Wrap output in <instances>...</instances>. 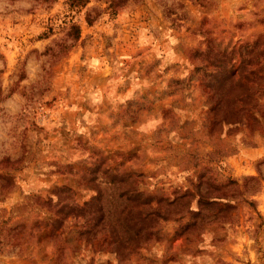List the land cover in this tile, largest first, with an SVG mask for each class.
<instances>
[{
    "label": "rangeland",
    "instance_id": "1",
    "mask_svg": "<svg viewBox=\"0 0 264 264\" xmlns=\"http://www.w3.org/2000/svg\"><path fill=\"white\" fill-rule=\"evenodd\" d=\"M68 1L0 0V226L40 222L36 195L112 198L119 181L162 214L131 246L87 215L57 222L60 246L0 234V264H264V118H214L207 95L214 58L237 67L264 40V0ZM197 185L222 197L201 204Z\"/></svg>",
    "mask_w": 264,
    "mask_h": 264
},
{
    "label": "trees",
    "instance_id": "2",
    "mask_svg": "<svg viewBox=\"0 0 264 264\" xmlns=\"http://www.w3.org/2000/svg\"><path fill=\"white\" fill-rule=\"evenodd\" d=\"M89 1L69 0V8L79 10L86 7ZM125 1L110 0L109 6L116 7ZM94 10L95 8H91L85 13V20L89 24L98 16L97 12L91 14ZM63 23L69 26L72 39L79 37L80 26L73 21V16H70L69 19L65 18ZM262 45H264V40H257L248 49L247 57H241L237 67L231 65L227 70H222L223 60L221 57L214 58L217 62L216 65H218L217 72L212 71L207 74L210 77L207 95L211 98L210 111L215 116L214 118H264V109H261L259 105L260 97H264V46ZM253 65L255 66L252 67ZM0 177L9 181L11 176L4 172L0 173ZM115 188L119 193H116V196L112 198L104 197L100 190L96 189V193L91 198L82 202L66 196L60 198V194H57L55 200L47 198L40 201V196L36 195V204L39 206L37 208L38 214L41 212L40 222L36 219L29 229H26L23 216L17 224L1 225L0 234H5L8 238L16 240L12 245H18L19 251L21 245L28 242L25 237L29 238L33 235L35 237L53 235L52 243L60 246L56 243L57 237L60 236L59 233L55 232L57 222L61 223V218L68 215L81 217L87 215L85 225L89 223L93 226L91 228L99 226L98 231L102 232L103 241H106V237L109 236V244L121 245L124 243L121 246L125 244L131 246L135 241L147 240L152 235L153 227L146 223V218L152 214L159 216L162 212L149 202L142 200V192L134 188L132 184L119 181ZM61 190L65 191L64 189ZM216 190H219L216 185L204 191L200 190V186L197 185L198 202L217 203L216 199L222 196L212 195ZM67 191L65 192L67 193ZM189 195L188 189L175 192L173 198L167 201L166 205L169 207L175 205L176 207L182 204L181 201L187 200ZM170 211L181 214L183 209L173 208ZM185 211L189 214L187 226H193L201 215L202 208L193 209L188 205ZM3 222L5 221L3 220ZM33 227L34 229H32Z\"/></svg>",
    "mask_w": 264,
    "mask_h": 264
}]
</instances>
